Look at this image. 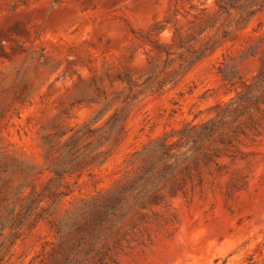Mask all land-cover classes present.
I'll return each instance as SVG.
<instances>
[{"label": "rangeland", "instance_id": "obj_1", "mask_svg": "<svg viewBox=\"0 0 264 264\" xmlns=\"http://www.w3.org/2000/svg\"><path fill=\"white\" fill-rule=\"evenodd\" d=\"M220 4L0 0V264H54L83 207L133 175L135 152L233 96L220 62L264 40V8L240 28ZM236 62L243 79L257 71ZM237 146L201 185L171 195L167 176L159 202L117 213L80 264H264V137Z\"/></svg>", "mask_w": 264, "mask_h": 264}, {"label": "trees", "instance_id": "obj_2", "mask_svg": "<svg viewBox=\"0 0 264 264\" xmlns=\"http://www.w3.org/2000/svg\"><path fill=\"white\" fill-rule=\"evenodd\" d=\"M220 2L223 11L238 10L240 28L264 8V0ZM242 57L253 58L258 63L257 71L249 79H243L237 69L236 61ZM218 73L222 82L232 89L233 96L216 105L215 117L199 123L184 122L179 128H171L150 139L134 153V161L139 165L133 175L126 177L113 191L86 204L73 230L78 236L72 235L74 240L66 242L71 236L68 234L52 249L48 260H53L54 264H80V252L84 257L92 255L96 258L100 255L96 247L101 232L113 223L115 215L134 205L132 202L140 206L159 202L161 196L156 186L167 176L171 179L166 186L168 194L183 193L187 183L192 184L194 178L202 184V171L211 173L214 168L218 174L221 157L232 160L240 155L237 144L242 139L255 141L264 137V40L254 39L237 57L223 58ZM130 193L134 195L129 196ZM56 232L59 234V230ZM101 259L97 258L96 262Z\"/></svg>", "mask_w": 264, "mask_h": 264}]
</instances>
